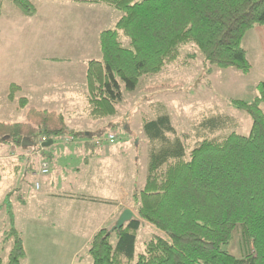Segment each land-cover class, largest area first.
Listing matches in <instances>:
<instances>
[{
  "label": "trees",
  "instance_id": "1",
  "mask_svg": "<svg viewBox=\"0 0 264 264\" xmlns=\"http://www.w3.org/2000/svg\"><path fill=\"white\" fill-rule=\"evenodd\" d=\"M3 1L26 16L36 13L29 0H0V16ZM72 1L122 12L113 29L98 35L101 57L86 63L84 97L92 120L116 115L122 87L133 91L142 78L178 61L188 64V56L180 60L188 44L213 67L248 72L242 40L250 29L264 25V0ZM257 87L253 101L233 103L251 118L248 135L237 134L228 115L203 116L188 155L166 113L142 118L149 163L143 188L131 198L135 217L118 231L109 233L111 225L92 236V264H264V82ZM16 88L12 84L8 98ZM25 104L21 99V106ZM70 135L71 144L83 141L97 147L92 134L67 130L61 113L30 108L24 122L0 121V145L22 148L23 139L36 143L43 138L53 144ZM144 223L159 234L136 256L135 239ZM237 228L244 249L240 257L228 251ZM113 233L115 245L110 243ZM7 243L10 248L5 258L0 255V264H21L25 249L14 226L2 233V246Z\"/></svg>",
  "mask_w": 264,
  "mask_h": 264
},
{
  "label": "rangeland",
  "instance_id": "2",
  "mask_svg": "<svg viewBox=\"0 0 264 264\" xmlns=\"http://www.w3.org/2000/svg\"><path fill=\"white\" fill-rule=\"evenodd\" d=\"M29 1L36 8V13L28 17L18 12L11 2H2L0 63L8 62L6 68H12L14 75L16 73L18 75L24 74L26 68L30 65H38L40 59L53 57L54 49L64 48L65 52L61 57H65L72 62L71 64L75 66L77 76L74 81L68 78L72 83L70 94L59 101H44L37 96L31 97V101H29L20 92L21 87L18 85H15L17 88L14 91L13 98L10 99L8 94L11 92V84L6 92L0 93L1 122H24L26 112L31 108L38 111L46 110L61 113L65 117L66 128L69 131L94 132L100 128L99 135L94 136L102 141L100 145H97L99 151L113 148V156L123 152L132 153L136 163L133 167L134 174H132L135 191L143 188L149 163L150 144L142 131V118L154 119L158 115L166 113L175 131L183 138L187 147V155L196 142V126L203 116L208 117L212 114L228 115L235 120L234 131L237 134L244 136L249 134L252 124L250 116L245 111L236 109L233 103L235 101H253L259 95L258 84L264 81V68H253V38L249 37L246 45L249 47V56L252 62V67L248 72L235 68L220 69L213 67L205 61L203 55L193 44H188L180 51V60L188 56V64L182 65V62L178 61L156 75L142 78L133 91H127L122 87V100L116 106V115L103 120H92L88 117L84 97L86 94V63L91 59L101 57L98 35L102 31L113 29L122 16V12L102 4H81L74 3L72 0ZM15 14L23 18L21 22L14 20L13 16ZM95 34H97V39ZM31 38L35 48L33 53L26 45L27 43L29 46ZM47 42L51 49L46 46ZM124 42L126 44L127 40L124 39ZM41 43L46 46L44 50L40 48ZM74 47L75 49H73ZM48 48L50 52H44L48 51ZM37 49L41 51L39 52ZM83 66H85V69ZM80 70H82V77L80 76L82 82L78 81ZM21 99L26 101L24 106H21ZM111 120L116 123L115 126L105 127ZM112 135L114 141L110 143L108 140ZM70 139H73L71 135L66 140L65 138L62 139L60 143L55 140L50 146H38L39 151L44 150L45 154L42 155V158L46 159L50 166L49 174L39 175L41 178L39 181L42 184L41 191L47 189L53 194L78 193L83 187H86L85 181L82 182V176H79L74 170L75 164L72 161V152L66 149L68 146H72L68 145L71 144ZM124 140L130 142L128 147H124L121 143ZM85 154L83 152L82 156ZM49 166L47 167L49 168ZM37 170L38 163L34 162L33 171L37 172ZM29 178L33 179L29 176L27 180ZM50 180L54 181V185L50 184ZM21 189L24 190V195L27 193L37 194L33 188L30 189L27 182L23 183ZM26 198L28 199L29 196H26ZM65 203L72 204V201L67 200ZM21 210L25 211L24 216L27 221L23 224L19 223L18 228L23 233V237L27 238L28 253L31 254L30 250L32 253L40 252L45 256L44 264H54L55 262L51 257L57 254L56 251L59 247H63L61 245L63 239L59 236L60 231L32 228V224L24 230L26 225L37 221L34 216L37 214V209L29 204L27 208ZM43 221L47 222L49 219ZM4 223L6 221L2 215L0 227L2 226L3 229L8 226L4 227ZM107 227H110V225ZM156 234H159V231L153 226L147 223L140 226L135 239L136 256L143 251L144 243ZM116 241L117 237L113 233L110 243L115 245ZM76 243H79L77 239L74 240V244ZM1 247H3V251H0V255L5 258L7 255L5 251L7 247L9 250L10 243L4 246L1 245ZM67 247L69 248L71 245L68 244ZM228 251L235 257H240L244 252L239 228L233 234ZM85 252L86 250L80 257L85 255ZM34 255L29 262L30 264H38V260L36 257L34 258ZM21 262L23 264V259ZM56 263L63 264V262Z\"/></svg>",
  "mask_w": 264,
  "mask_h": 264
},
{
  "label": "crops",
  "instance_id": "3",
  "mask_svg": "<svg viewBox=\"0 0 264 264\" xmlns=\"http://www.w3.org/2000/svg\"><path fill=\"white\" fill-rule=\"evenodd\" d=\"M17 15L13 16L14 20L21 22L23 18ZM95 37L97 39V34H95ZM249 37L253 38V68H264V25L250 29L245 34V39L242 40V48H244L247 60L250 61L252 67L249 47L246 46ZM33 44L32 38L29 46L26 43L31 53L35 52ZM46 46L50 48L48 42ZM46 46L41 43L40 48L44 50ZM49 48L48 51L44 52H50L51 48ZM37 51L40 52L41 50L37 49ZM64 52V48L54 49L53 57L40 59L38 65H30L26 68V73L19 75L18 73L14 75L12 68H6L8 62L0 63V93L6 92L8 87L14 84L21 87L20 92L29 101L33 96L40 97L44 101L65 99L71 91L72 83L70 80H76L77 74L75 66L71 64L72 62L65 57H61ZM83 68L85 69V66ZM82 70L78 74V81L81 82ZM68 78L71 79L68 80ZM261 110L264 112V103L261 104ZM115 124L111 120L105 127L110 128ZM99 130L100 128L94 132H82L97 136L100 133ZM121 143L124 147L130 145V142L126 140L121 141ZM90 144L79 141L78 143L68 144L72 146L66 148L72 152L71 157L75 164L74 170L79 176H82V182L85 181L86 187H83L78 193L55 194L50 193L47 189L41 191L42 184L39 181L41 179L39 175H47L50 172L48 161L42 158V155L45 154L44 150L31 149L32 147L19 148L12 144L0 145V219L3 215L6 221L3 226L8 225V228L14 226L22 237L25 249L23 264H30L33 254H35L34 258H37L38 264H44L43 261L45 260V256L40 252L32 253L30 250L31 254L28 253L27 238L23 237V233L18 228L19 223L23 224L27 221L24 216L25 211L21 209L27 208L29 204L37 209V214L34 215L37 221L26 225L24 230L32 224V228L60 231L59 236L63 239V241L61 240L63 247H59L56 251L57 254L51 257L55 262L54 264H58L56 262L92 264L88 255V246L92 236L99 229L113 225L125 209H130L134 213L131 197L135 191L132 174H134L133 167L136 163L132 153L123 152L113 156V148L99 151L98 147L93 149ZM83 152L86 154L82 156ZM111 158L113 159L109 162ZM34 162L38 163L37 172L33 171ZM44 165L49 166L46 174L41 172ZM29 176L33 179L29 178L27 180ZM25 182L30 185V189L33 188L37 192L36 195L23 194L24 190L21 189V186ZM50 184L54 185V181L50 180ZM26 196H29V198L27 199ZM67 200L72 201V204L65 203ZM44 219H49V221L44 222ZM7 227L5 229L2 226L0 227V251H3L1 250L2 233L8 229ZM75 239L79 242L78 244H74ZM68 244L71 247L68 248ZM85 250V255L80 257ZM8 251L7 247L5 253H8Z\"/></svg>",
  "mask_w": 264,
  "mask_h": 264
},
{
  "label": "water",
  "instance_id": "4",
  "mask_svg": "<svg viewBox=\"0 0 264 264\" xmlns=\"http://www.w3.org/2000/svg\"><path fill=\"white\" fill-rule=\"evenodd\" d=\"M40 145L41 147H47L50 146L52 144V141H48L45 143H32L30 141H28L27 139H23L21 147L22 148H26V147H34L37 145ZM135 217L134 213L130 210V209H125L119 216V218L117 219V221L114 223V225L109 229V233H112L113 231H118L120 230L123 225L127 222H129L131 219H133Z\"/></svg>",
  "mask_w": 264,
  "mask_h": 264
},
{
  "label": "built area",
  "instance_id": "5",
  "mask_svg": "<svg viewBox=\"0 0 264 264\" xmlns=\"http://www.w3.org/2000/svg\"><path fill=\"white\" fill-rule=\"evenodd\" d=\"M110 143H113V141H114V136L112 135V136H110L109 137V140H108ZM46 142V139H41V141L39 142V143H45ZM94 142H95V144H100V138H95V140H94ZM41 172H42V174H46V173H48V168L46 167V165H44V167H43V169L41 170Z\"/></svg>",
  "mask_w": 264,
  "mask_h": 264
}]
</instances>
